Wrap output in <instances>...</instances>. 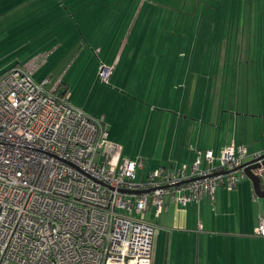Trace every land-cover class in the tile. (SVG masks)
I'll return each instance as SVG.
<instances>
[{
    "label": "crops",
    "instance_id": "obj_1",
    "mask_svg": "<svg viewBox=\"0 0 264 264\" xmlns=\"http://www.w3.org/2000/svg\"><path fill=\"white\" fill-rule=\"evenodd\" d=\"M65 4L66 0H0L3 27H9V20H19L10 29L18 26L19 33L24 28L25 35L39 36L32 53L13 64L41 59L44 63L39 66L46 61L67 62L70 76L81 80L87 73L85 82L91 83V89L98 83V65L112 66L108 83L102 82L100 90L108 105L119 104L114 118L106 104L100 113L76 103L63 80L67 70L51 81L50 76H34L38 66L32 78L47 79V88L56 96L69 88L73 105L106 126L105 119L111 131L108 139L121 145V156L143 160L138 179L160 167L186 165L189 169L197 158L203 167L206 151L218 153L231 144L245 146L249 154L263 148L264 43L251 44L250 31L247 43L243 42L246 27H222L217 24L218 15L209 14L216 24L204 23L206 28L199 27L190 42L183 37L170 43L169 23L164 29L159 21L164 14H73ZM27 15L33 32L22 24ZM199 30H203L201 42L197 41ZM17 32L11 30L9 37ZM219 32L221 38L231 33L238 38L233 46L217 44ZM59 81L62 85L57 90ZM143 98L152 99L151 108H142L141 113L133 110L135 101ZM157 104L158 108L152 107ZM129 134L137 143L142 137L147 148L131 149L119 143ZM165 205L158 216L153 206L149 208L152 221L144 215L158 229L155 244L162 250V264H264V236L254 232L258 218L264 220V197L255 195L248 178L239 181L235 190L220 187L198 203L180 206L166 198Z\"/></svg>",
    "mask_w": 264,
    "mask_h": 264
},
{
    "label": "built area",
    "instance_id": "obj_2",
    "mask_svg": "<svg viewBox=\"0 0 264 264\" xmlns=\"http://www.w3.org/2000/svg\"><path fill=\"white\" fill-rule=\"evenodd\" d=\"M36 68L0 76V264H152L151 206L158 216L166 198L186 206L233 191L252 166L264 188V132L259 151L231 144L206 151L203 167L197 158L138 179L143 160L121 157L103 121L34 81ZM111 72L100 64L97 76ZM254 232L264 236L261 217Z\"/></svg>",
    "mask_w": 264,
    "mask_h": 264
},
{
    "label": "rangeland",
    "instance_id": "obj_3",
    "mask_svg": "<svg viewBox=\"0 0 264 264\" xmlns=\"http://www.w3.org/2000/svg\"><path fill=\"white\" fill-rule=\"evenodd\" d=\"M66 0V4L63 7H67L69 5V10H66L68 13L69 11L73 14H164L162 19H159L160 22H163V28L166 29L167 24L169 23V40L170 43L173 42L172 38H174V42H176V38H183L185 37L184 42H190L193 38H196L195 32L198 31L199 27L204 28V23H212L216 24L214 16L212 19L209 18V14H204L202 12V4L201 2H195V0ZM246 1V5H245ZM231 2V1H230ZM233 3V2H231ZM196 8V9H195ZM141 10V12H138ZM244 14H221V19L218 18L217 24L224 27L230 26H239L242 28L243 26L246 27V33L244 35V41L246 42V38L250 31V41L251 44H254L256 40L258 41L255 43L263 44L264 43V0H244L242 6ZM226 11V10H225ZM230 12V11H228ZM203 13V14H202ZM202 14V15H201ZM162 16V15H161ZM28 17L25 16V18ZM224 17V20H223ZM31 18H26V20L22 24H26L25 29L27 32H33V27L30 28L29 21ZM223 20V22H222ZM19 21V20H18ZM15 20V22H18ZM156 20H154L155 23ZM212 21V22H210ZM1 22V20H0ZM14 20H9V27H3V23H0V70L3 67H7L8 65H12L16 60L22 58L23 55L27 56L28 52L32 53L30 50L36 47L39 36L32 38V35H25L24 28L20 31L21 27L16 26L17 28L10 29L14 24H16ZM241 23L243 25H241ZM223 24V25H222ZM245 24V25H244ZM10 29V30H8ZM18 29V32L15 35H11L9 37V32L11 30ZM185 29V35H184ZM9 31V32H8ZM8 32V33H7ZM206 32V31H205ZM233 32V31H232ZM192 33V37H190ZM203 30H199L197 41L201 42V38H204ZM238 35L235 33H231V35H225V37L221 38L220 32L217 34L216 40L218 39L217 44L221 43L224 45H228V42L231 43L233 46L235 38ZM220 38V39H219ZM242 35H239V43L242 42L241 40ZM58 53V52H57ZM60 53V52H59ZM58 53V54H59ZM233 53V52H232ZM27 54V55H26ZM101 64V63H100ZM69 66L67 62L64 64L61 63L55 64L53 62L46 61L45 65L39 66V68L35 71L34 76H38L42 78L44 76H50L51 81L57 80L64 76V71L67 70L66 76L63 77V80L66 81L68 85H70V95L73 99H75L76 103L84 105L87 110H95L99 109L100 113L104 110V105H108L105 101L106 95L102 93L100 90V86H103L104 83L98 78L97 71V86L94 89H91V83L85 82L86 74L83 76V79L78 80L77 77L70 76L72 74V69L69 71ZM99 66V65H98ZM90 68V67H89ZM89 72V69H88ZM251 75V71H249ZM246 75V73H245ZM47 87V86H46ZM68 98H69V88H68ZM104 99V101L102 100ZM115 102L112 105H108V109H113V118L115 116L116 110L119 109V104ZM152 99L143 98L135 101V105L133 106V110L141 111L144 109L151 108ZM152 107H157L158 104ZM124 113V107L120 109ZM102 117V115L98 116ZM104 119V118H103ZM112 120V119H111ZM131 120V119H130ZM133 123L130 125V131L132 130V126L134 124V119H132ZM106 126H108V122L104 119ZM117 126L120 125V117L117 120ZM110 131V126L107 128ZM115 130L116 127H114ZM119 143H122L124 146H128L131 149H144L147 148V142H144V139L140 137L138 139V143L136 140L134 141V134H130L127 136V140H120ZM119 145V144H118ZM121 146V145H119ZM145 218L148 221H152L154 219L152 210L147 211L145 214ZM154 224V223H153ZM155 225V224H154ZM153 225V226H154ZM155 228V235H154V244H153V252H152V264H162V250L156 248L155 244V236L157 233V228ZM164 255V252H163Z\"/></svg>",
    "mask_w": 264,
    "mask_h": 264
},
{
    "label": "trees",
    "instance_id": "obj_4",
    "mask_svg": "<svg viewBox=\"0 0 264 264\" xmlns=\"http://www.w3.org/2000/svg\"><path fill=\"white\" fill-rule=\"evenodd\" d=\"M230 1L233 2V3H231ZM243 1L244 0H195L196 3L197 2H199V3L201 2V4H202V12L204 14H217L220 19H221V14H225V13L226 14H236V13L237 14H244L245 12H243V10H242ZM245 5H246V1H245ZM228 11H230V12H228ZM223 20H224V17H223ZM223 20H222V22H223ZM241 25H243V24L241 23ZM41 60L36 62L37 67L44 63L43 60L42 61ZM101 64H103V63H101ZM14 66H18V64H13L10 67L2 69L0 71V76L3 75L4 73H6L9 68L14 67ZM105 83H108V81L105 82ZM61 85H62V83H60V81L58 83H56L57 90L61 87ZM62 90L64 91L65 89L62 88ZM63 91L60 94V96H56V95L55 96L60 98V99L64 98L66 95H68V93H67V91L66 92H63ZM68 101H69V98H68ZM69 103L72 104L70 101H69ZM120 155H121V151H120Z\"/></svg>",
    "mask_w": 264,
    "mask_h": 264
},
{
    "label": "water",
    "instance_id": "obj_5",
    "mask_svg": "<svg viewBox=\"0 0 264 264\" xmlns=\"http://www.w3.org/2000/svg\"><path fill=\"white\" fill-rule=\"evenodd\" d=\"M262 157H264V154L262 155ZM251 162L252 161H249L248 163H251ZM252 168H254V166L246 168V170H245L246 175H247L248 180H250V182L252 183V187H253V191H254L255 195L262 198V197H264V189H262V187L260 185L259 178L251 172Z\"/></svg>",
    "mask_w": 264,
    "mask_h": 264
}]
</instances>
